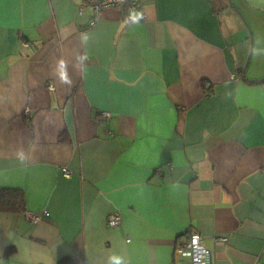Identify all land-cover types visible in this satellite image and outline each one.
I'll return each instance as SVG.
<instances>
[{
  "label": "crops",
  "instance_id": "1",
  "mask_svg": "<svg viewBox=\"0 0 264 264\" xmlns=\"http://www.w3.org/2000/svg\"><path fill=\"white\" fill-rule=\"evenodd\" d=\"M94 1L0 0V264H264V0Z\"/></svg>",
  "mask_w": 264,
  "mask_h": 264
},
{
  "label": "built area",
  "instance_id": "2",
  "mask_svg": "<svg viewBox=\"0 0 264 264\" xmlns=\"http://www.w3.org/2000/svg\"><path fill=\"white\" fill-rule=\"evenodd\" d=\"M138 1V0H137ZM132 2V0H99L92 3L94 14L89 22L88 30H93L96 28L100 22L102 15L106 9L116 8L124 9L126 6L130 8H137L139 4ZM83 7L80 9V14H83ZM24 46H28L27 43H23ZM264 87V83H263ZM53 89V87H50ZM109 117V116H108ZM105 116V118H108ZM63 174L67 178H71V174L67 169L62 170ZM48 215V214H46ZM28 218L33 222L37 223L40 221L41 217L35 215L34 213H27ZM122 221L121 215L119 213H112L108 217V225L111 228H117L120 226ZM217 241L226 242V238L217 239ZM182 255L189 257L192 264H212V252L204 245V240L199 233L191 234L188 239L183 243L180 248Z\"/></svg>",
  "mask_w": 264,
  "mask_h": 264
},
{
  "label": "trees",
  "instance_id": "3",
  "mask_svg": "<svg viewBox=\"0 0 264 264\" xmlns=\"http://www.w3.org/2000/svg\"><path fill=\"white\" fill-rule=\"evenodd\" d=\"M125 8L130 10L129 6H126ZM23 42L25 43V41ZM27 44L29 45V43ZM24 210L25 197L22 190L16 188H0V212H15ZM70 262L71 260L65 259L62 264H68Z\"/></svg>",
  "mask_w": 264,
  "mask_h": 264
},
{
  "label": "clouds",
  "instance_id": "4",
  "mask_svg": "<svg viewBox=\"0 0 264 264\" xmlns=\"http://www.w3.org/2000/svg\"><path fill=\"white\" fill-rule=\"evenodd\" d=\"M139 18H140L139 17V14H134L132 16L133 21H136ZM60 65L64 67V62L63 61H60ZM60 79L64 83H70V81L67 78L66 72H62L60 74ZM18 157L21 160V162H23L24 159H25L23 152L18 153ZM109 264H125V262H124V260L121 257L113 256V257H110L109 258Z\"/></svg>",
  "mask_w": 264,
  "mask_h": 264
}]
</instances>
